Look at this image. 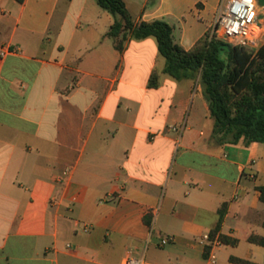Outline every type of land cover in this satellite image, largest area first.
<instances>
[{"label":"crops","instance_id":"obj_1","mask_svg":"<svg viewBox=\"0 0 264 264\" xmlns=\"http://www.w3.org/2000/svg\"><path fill=\"white\" fill-rule=\"evenodd\" d=\"M124 2L189 51L222 0ZM114 22L96 0H0V264H264V144L221 143L199 80L165 74L155 37L118 51ZM223 207L238 244L206 257Z\"/></svg>","mask_w":264,"mask_h":264},{"label":"trees","instance_id":"obj_2","mask_svg":"<svg viewBox=\"0 0 264 264\" xmlns=\"http://www.w3.org/2000/svg\"><path fill=\"white\" fill-rule=\"evenodd\" d=\"M98 5L115 18L108 36L118 51L123 52L130 39L155 37L160 54L166 59L164 73L177 80H199L204 98L214 120V135L223 144H264V45L256 52L225 42L211 30L191 50H185L174 40V28L157 20L137 24L124 0H96ZM151 88L160 86V73L154 71ZM264 203V186L258 187ZM226 207L220 211V223L211 234L206 247L208 257L213 242L235 246L237 239L220 235ZM146 221L151 224L150 221ZM250 242L264 247V237L252 235ZM237 264H250L231 258Z\"/></svg>","mask_w":264,"mask_h":264},{"label":"built area","instance_id":"obj_3","mask_svg":"<svg viewBox=\"0 0 264 264\" xmlns=\"http://www.w3.org/2000/svg\"><path fill=\"white\" fill-rule=\"evenodd\" d=\"M263 24L264 0H222L213 32H217L222 40L234 46L256 49L264 33ZM13 52L16 50L2 47L0 57ZM205 240L211 243L210 236H206ZM216 244H222L218 238L213 242V245ZM211 262L215 263L213 258ZM125 264L153 263H148L130 253Z\"/></svg>","mask_w":264,"mask_h":264},{"label":"rangeland","instance_id":"obj_4","mask_svg":"<svg viewBox=\"0 0 264 264\" xmlns=\"http://www.w3.org/2000/svg\"><path fill=\"white\" fill-rule=\"evenodd\" d=\"M262 26H264V24ZM263 45H264V33L262 34L260 43L258 44V47L256 49L247 48V47H246V49L250 52L256 53ZM194 96H195V94H194Z\"/></svg>","mask_w":264,"mask_h":264}]
</instances>
